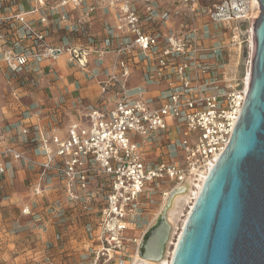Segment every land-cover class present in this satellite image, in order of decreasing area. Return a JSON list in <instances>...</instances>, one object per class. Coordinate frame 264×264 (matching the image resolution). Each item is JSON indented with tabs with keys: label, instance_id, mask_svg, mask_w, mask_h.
Instances as JSON below:
<instances>
[{
	"label": "built area",
	"instance_id": "1",
	"mask_svg": "<svg viewBox=\"0 0 264 264\" xmlns=\"http://www.w3.org/2000/svg\"><path fill=\"white\" fill-rule=\"evenodd\" d=\"M24 2L0 0V63L15 82L37 83L40 62L63 55L82 70L94 51L100 61L106 52L115 59L101 70L102 104L83 111L64 135L40 124L0 130V176H14L13 162L39 167L34 195L59 181L71 204L101 203L98 242L108 251L123 250L138 242L147 200L157 194L165 201L190 176L210 172L229 144L249 84L228 78L220 59L248 42L250 67L252 22L247 39L240 22L251 20L253 0H33L29 8ZM99 10L114 14V22L104 23L105 45L94 49L89 26ZM51 26L82 29L92 43L55 44ZM137 71L143 82L132 87ZM151 85L161 88L149 95ZM41 114L28 111L25 119ZM175 132L179 136L172 138ZM150 148L159 156L148 158Z\"/></svg>",
	"mask_w": 264,
	"mask_h": 264
},
{
	"label": "water",
	"instance_id": "2",
	"mask_svg": "<svg viewBox=\"0 0 264 264\" xmlns=\"http://www.w3.org/2000/svg\"><path fill=\"white\" fill-rule=\"evenodd\" d=\"M258 1L247 98L195 199L171 264H264V0Z\"/></svg>",
	"mask_w": 264,
	"mask_h": 264
},
{
	"label": "crops",
	"instance_id": "3",
	"mask_svg": "<svg viewBox=\"0 0 264 264\" xmlns=\"http://www.w3.org/2000/svg\"><path fill=\"white\" fill-rule=\"evenodd\" d=\"M24 3L29 8L34 2L33 0H25ZM79 14V12H73L72 15L78 16ZM37 15L39 14L35 13L30 17H37ZM106 21L113 23L114 14L104 15L102 11H97L93 21H91V26H89V31L95 35V41L92 45H105L103 40L106 36L104 33V23ZM49 35L50 40L55 44H62L67 40L73 46L92 43L90 41L92 38L83 32L82 29L71 31L64 26H51ZM94 53L97 52L94 51ZM95 58L94 54L89 56L91 62L89 67H94L92 61ZM114 59L115 55L112 52H106L104 54V67L110 65ZM40 66L43 68V74L38 75L37 83L31 84L24 80L17 83L15 82V77L10 78L3 64L0 63V130H7L9 125L16 128L40 124L48 132H57L64 135L68 124L71 121L80 120L83 116L81 109H74L73 107L74 97L84 98L90 104L98 106L102 104L105 96L101 93V87L97 82L92 83L87 75L82 73L81 69H79L80 67L68 63L67 55L61 56L55 62L42 61ZM27 75H29L28 77H35L33 73ZM142 80V73L137 71L132 76L130 85L132 87L141 86ZM14 86L18 87L16 97L12 93ZM159 88L161 87L158 85L148 86L149 95L155 94ZM38 110H41L42 114L40 116L33 115L25 119L28 111L33 113ZM14 133V130L12 132L9 131V134ZM26 146L28 153L32 154L30 145L27 144ZM159 154L160 152L156 150L148 152L147 156L154 159ZM12 165L15 170V178L11 179L13 184L11 182V185H8L4 180L0 181V196L4 193H9L12 198L9 202L1 203L2 206L7 205L1 208V213L4 218L11 220L12 225L23 226L25 220L28 221L29 218L21 213L23 206L34 201L41 203L44 199L54 196V191L57 192L59 190L60 182L56 181L54 187L48 188L43 194L34 195L31 191V186L38 180L41 169L36 167L30 170L18 162H13ZM6 178L8 179L9 177ZM3 185H5L4 190ZM56 232V228L52 226H49L46 231L41 229L29 230L27 228L23 230L17 241L20 248H16V251L21 254V264H41L42 259L48 254L55 255L58 259L62 258L60 264L65 263L66 259H64V256L66 254L63 253V249L57 248L60 243L57 241L58 235ZM48 246H53L54 248H48Z\"/></svg>",
	"mask_w": 264,
	"mask_h": 264
},
{
	"label": "rangeland",
	"instance_id": "4",
	"mask_svg": "<svg viewBox=\"0 0 264 264\" xmlns=\"http://www.w3.org/2000/svg\"><path fill=\"white\" fill-rule=\"evenodd\" d=\"M258 10L259 8L254 5L251 20H247L246 25L242 24V34L243 38L245 39H247L248 36L247 28H249L250 23L253 22L257 12L259 15L260 11ZM248 45V42H246L244 47L233 46L227 51L224 59H220V62L225 65L223 69L227 77H233L238 84L242 83L249 65V55L248 53L245 55V50H248ZM78 46L81 47V45H77V47ZM90 46L92 48L94 47V49L102 48V45ZM85 47H88V45ZM94 57H96L92 61L94 67L92 68V66H90L87 70L81 69V71L87 75L92 83L97 82L100 86L99 82H101L105 77L101 73V70L104 68L103 63L105 60L100 61L98 58V53H94ZM70 64L75 65L73 63ZM76 97L73 99L74 109L87 111L90 107L95 106L89 102L87 103L86 99L84 98L82 99ZM178 136V133L175 132L172 138H177ZM158 149L160 152L169 151L168 148L164 149L160 147ZM177 149L179 148L177 147ZM156 150L157 149L155 148H150L148 152ZM172 150L173 157L182 161L181 151H176L173 147ZM30 170H32V168ZM6 177L9 178L7 179ZM14 178L15 175L0 176V181L4 180L8 183V185H11V179ZM4 186L5 185H3V190ZM58 189L59 190H57V192L54 191V196L44 199L41 203L34 201L31 204L23 206L21 213L23 216L29 217L28 221L25 220L23 226L12 225L11 220H7L3 217L1 208L3 206L6 207L7 205L2 206L1 203L9 202L12 198L9 193H4L2 196H0V264H21V254L19 251H16V248H20L18 247L17 242L19 240L18 236L23 230H26V228L29 230L41 229L46 231L49 226L56 228V234L58 235V240H56L60 243V246L57 248L63 249V253L66 254L64 256L66 262L63 264H130L135 254L137 242L130 241L127 245V248H124L123 250L109 248V251L107 250L108 248H101L100 243L98 242L97 228L99 223L101 203H79L73 205L67 201V197L62 188ZM162 202L163 201L161 197L157 194L153 197L151 196V198L147 200L146 206L143 207V218L138 222L139 226H137V233L134 237L139 238L143 234L144 229H146V227L149 225L154 214L161 207ZM190 204L191 203L185 205L184 214L178 221V230L173 237L172 244L169 246L170 253L174 249L179 228L182 226L185 214L188 213ZM26 210H30V213H27ZM48 248L54 247L48 246ZM60 261H62V258L58 259L55 255L48 254L42 259L41 264H60Z\"/></svg>",
	"mask_w": 264,
	"mask_h": 264
},
{
	"label": "bare ground",
	"instance_id": "5",
	"mask_svg": "<svg viewBox=\"0 0 264 264\" xmlns=\"http://www.w3.org/2000/svg\"><path fill=\"white\" fill-rule=\"evenodd\" d=\"M253 5L259 8V1L253 0ZM257 15H255V17ZM250 79L251 70L248 66L244 81L249 84ZM208 172L209 171H204L190 176L186 182L179 184L169 193L166 200L162 202L159 210L154 214L149 225L146 229H144L143 234L138 238L135 254L130 264H171L172 256L183 227L195 199L197 198L208 176ZM188 203H191L190 208L188 213L185 214L182 226L179 228V232L177 234L178 237L175 241L174 249L170 253L169 246L173 242V237L178 230V221L183 216L185 205ZM165 236H167L168 240L166 241L165 249L161 257H158L157 251L161 247Z\"/></svg>",
	"mask_w": 264,
	"mask_h": 264
}]
</instances>
